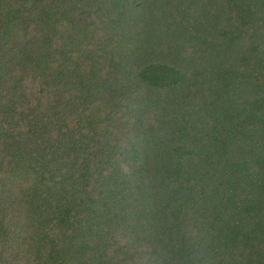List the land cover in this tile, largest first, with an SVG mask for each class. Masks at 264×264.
Listing matches in <instances>:
<instances>
[{
	"label": "trees",
	"instance_id": "16d2710c",
	"mask_svg": "<svg viewBox=\"0 0 264 264\" xmlns=\"http://www.w3.org/2000/svg\"><path fill=\"white\" fill-rule=\"evenodd\" d=\"M0 264H264V0H0Z\"/></svg>",
	"mask_w": 264,
	"mask_h": 264
}]
</instances>
